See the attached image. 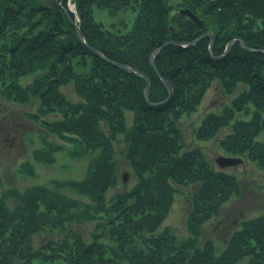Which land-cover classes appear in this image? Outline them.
<instances>
[{"label": "trees", "instance_id": "trees-1", "mask_svg": "<svg viewBox=\"0 0 264 264\" xmlns=\"http://www.w3.org/2000/svg\"><path fill=\"white\" fill-rule=\"evenodd\" d=\"M59 1L0 0V97L17 102L40 98L37 113L31 116L34 119L57 109L65 110L64 125L45 121L43 124L68 141L71 139L63 137L68 129L82 134L79 142L74 138L72 143L89 149V155L97 150L98 153L91 156L88 174L82 181L52 183L55 191L68 189L87 197L91 204L41 186L21 194L4 193L0 196V264H237L243 259H248V264H264V213L240 222L218 255L212 241L198 243L201 226L219 214L222 205L238 194L239 187L234 176L207 166L201 153L179 155L180 132L173 124L179 115L195 111L205 89L218 80L231 101L219 114L203 118L197 128L198 139L205 140L229 125V133L220 142L225 153L245 157L264 168V142L255 140L257 134L264 132V54L247 53L234 43L228 55L215 59L208 51V37L182 48L167 46L156 56L155 65L173 87V94L168 101L152 108L142 94L144 82L140 77L101 61L80 43L56 5ZM75 3L85 41L109 59L131 65L146 75L151 83L152 103L162 101L167 90L149 65L150 53L168 39L194 40L201 33L199 22L213 34L214 56L220 55L225 44L234 38L248 47L264 50V0ZM94 4H104L112 10L136 4L132 29L120 38L104 34L91 18ZM62 5H66V0ZM187 9L201 21L179 14ZM88 55L93 61L92 74L75 80L79 73L72 70L73 61L78 63ZM31 73L38 75L26 88H19L15 81ZM7 78L8 85L4 84ZM71 79L84 102L70 112L68 108L73 102L60 99L54 90ZM240 83L245 88L235 94ZM251 107L254 113L250 121L233 120L235 114L247 113ZM125 110L133 113L130 128L123 122ZM86 114H91L96 123L90 131H86ZM96 117L110 126L109 137L98 130L100 121ZM78 118L84 126L77 123L76 131L72 129L75 126H67L68 121ZM115 134L123 135L126 157L137 170V186L143 187V194L139 195L137 190L130 195H118L107 206L104 193L116 177L114 162L106 151ZM166 142L179 145L171 149L172 146L163 145ZM57 146H52L53 151H60ZM43 148L34 151V159L52 161V153L47 151L48 155L43 156ZM193 184L198 186L190 195L192 209L186 221L189 236L178 240L168 230L156 233L177 192L175 187ZM130 197L136 198L127 205ZM7 199H13L12 208L6 204ZM78 222H95L89 240L71 228ZM45 230H56L54 233L59 236L39 241V233Z\"/></svg>", "mask_w": 264, "mask_h": 264}, {"label": "rangeland", "instance_id": "rangeland-1", "mask_svg": "<svg viewBox=\"0 0 264 264\" xmlns=\"http://www.w3.org/2000/svg\"><path fill=\"white\" fill-rule=\"evenodd\" d=\"M62 2L63 0H60L56 5L59 6L60 9H62L63 13L64 10L68 12L69 18L79 25V30L81 32L79 22L80 20L76 12V0H66L65 6L62 5ZM133 6L137 7L136 4H133ZM133 6H118V8L116 7L115 10H112L104 4H94L91 11V18L97 24V26L100 27V30L103 31L104 34H108L110 37L120 38L132 27L134 18L137 14L136 8H134ZM187 11L191 10L187 9ZM70 13L73 15V18H71ZM193 14L195 15V13ZM66 19L68 20L67 17ZM198 20L200 19L198 18ZM74 33L76 35L75 29ZM213 38L214 37L212 35V39ZM77 39L91 54L95 55L101 61L107 63L103 60V58H105L112 63L119 64L121 66H127L129 68V71L108 63L115 68L124 71L125 73L140 77L144 82L142 94L144 88L146 87V84L148 83L149 99L151 83L146 75H144L131 65L118 63L112 59H109L101 51L94 47H91L85 41L84 37L83 42L78 37ZM208 39L210 42L209 37ZM233 40L240 41H235L233 42V44L238 43L247 53L264 54L263 49L248 47L241 39L234 38L230 41ZM230 41L225 44L224 49L220 55L223 54L226 46L230 43ZM167 42L171 41H164L159 47L155 48V50L160 48ZM173 42L183 44L174 45L168 43V45L163 46L160 49V52L167 46L171 45L181 48L191 45V41L183 42L173 40ZM232 45L228 50V53L230 52ZM246 48H248L249 50H247ZM93 50L99 53V55H101L103 58L94 53ZM153 52L154 50L149 55V65L150 56ZM228 53L226 55H228ZM226 55H224L223 57H225ZM218 56H214L213 54L210 55V57L215 59L223 58ZM155 58L156 55L153 60L155 70L151 65L150 67L153 72H155L157 77L161 80L163 78L157 70V67L155 65ZM75 59L78 60V58ZM75 61L76 60L73 61L72 70L76 73H79L77 75V78H74L75 80H77L80 76L86 78L92 74L93 61L91 60V57L89 55L85 56L83 59H79L78 63H75ZM40 73L42 72L40 71L39 75ZM37 75L38 73L24 74L22 77L16 80L15 83L18 84L19 88H26V86L30 85L33 82ZM74 79H71V81L69 80L66 83H62L61 86L57 88V90H54V93L57 94L60 99L63 98L65 102L75 103H71V105L69 106L68 109L70 110V112L74 111V107H76L78 103L83 101L76 92L77 88H75ZM9 80L10 79L7 78L4 84L8 85ZM165 81L171 86V84L167 80ZM221 87L222 86L218 82V80L213 81L210 86L205 89L204 93L200 97L195 111L189 112V114H181L178 116V118L173 119V124L175 126L174 128H177L180 132L179 155L191 151H197L198 153H201V156L205 160L207 166L213 168L214 170L224 169V172H226L228 175L235 177L239 187L238 194L231 196L229 200L224 205H222V208H220L219 210V214L217 216L211 217L200 228L201 234L197 238L198 243L202 245L205 241H212L214 244L215 253L217 255L224 250L230 234L236 228H239L240 222L248 218L258 217L264 213V168L258 166L256 162L245 159V157L241 158L225 153V151L223 150L224 147L221 146L220 142L221 140L223 141L224 137L229 133L228 131L230 126H222L215 132V134L205 140L198 139V136L196 134L197 128L202 124V120L206 115L211 113L219 114V111H221L223 107L228 106V104L230 103L231 96L224 94ZM244 88V84L240 83L234 93H239L240 90H243ZM171 89L172 96V86ZM113 94H115V92ZM167 95L162 101L158 102L157 104H162L168 101ZM64 101H62L63 104L65 103ZM40 104L41 99H37L36 97L28 98V100L25 102H17L15 100L13 101L3 96L0 97V196H2L4 193L12 191L21 194L24 193V191L28 188L41 186L46 187L47 189L54 192H59L69 198L75 199L82 203L91 204V201L87 197L78 195L74 192H70L68 189L55 191V187L52 182L65 180L79 182L85 179L88 174L87 167L91 156L93 154L96 155L98 153V150L89 155V149H83L79 143L75 145L74 143H72V139L74 138L79 142L81 140V137H83L82 134L73 133L68 129L65 133L63 132V137H68L71 139V141H68L52 133L51 130H49V127L43 124V122L45 121L49 123L53 122V124L63 122L61 124L64 125L67 121L62 119L65 112L63 108L62 110L57 109L45 115H40L38 119L32 118L31 116L37 113V109ZM89 113L92 114L91 110ZM253 113L254 111L252 110V107L248 108L247 113L235 114L233 120L240 119L242 121H250ZM91 114L90 116L86 114L87 116H85L84 118L87 121L85 122L86 131L92 130L96 125V123L92 122L95 119L92 117L93 114ZM78 119L79 120H75L74 122L68 121L67 126H75L72 129L76 131L77 123H80V126L83 123L81 118ZM96 119L97 121H100V127L98 130L101 131V133L106 137H109L110 132L112 131H110L111 129L108 123L106 124L105 121L98 120L97 117ZM132 121L133 113L131 112V110H125L123 114V122L125 127L130 128L132 125ZM90 124L92 125V127ZM63 125L62 127H64ZM172 128L168 127L167 129L172 130ZM91 133L93 134L94 132L92 131ZM92 134L91 136H95ZM93 138L94 137H91V140H93ZM255 140L260 143L264 142V132H260L259 134H257L255 136ZM110 141L111 144L109 142L110 145H107L108 150L106 152L108 156H110V161L112 163L114 162V171L116 178L114 180L113 186L107 187L104 193V199L107 206L109 200L113 199L115 196L130 195L133 191L136 192L137 190H139L140 192L139 195L143 194V187L140 186V188H138L137 186V170L134 171L130 164L131 159L128 160L126 157L128 154L126 155L124 150L125 144L123 135L115 134L114 138L112 140L110 139ZM43 145H45V147ZM53 145H58L57 147H61L60 151L54 150V152L52 148ZM163 145L169 148H171L172 146L171 149H173L174 147L179 145V143L177 144L176 142L173 145V143L166 142ZM79 146L81 149L79 148ZM41 148H43V156L48 155L46 154L47 151H49V153H52V161L44 162L42 161V159L41 161H37L36 159H34V151L42 150ZM218 157L233 158L240 160V162L231 166L220 168L216 163V158ZM134 161V163H136L137 160ZM168 181L170 183V180ZM197 186L198 184L175 187L177 188V192L174 194L169 209L166 211L164 218L156 229V233L168 230V232L173 234L178 240L185 239L189 236L186 230V221L188 213L192 209L190 195L194 192ZM154 187V185L151 186V189H154ZM144 191L147 192L146 190ZM135 198H128L126 204L130 205L131 203H133ZM6 204L10 208H12L14 205L13 199H7ZM94 227L95 222H78L71 226L74 231L81 233L85 240L90 239V233L93 231ZM55 231L56 230H52L51 232H49L45 230L43 232H40L39 241H44L51 237L57 238L59 235L54 233ZM237 264H248V259H243Z\"/></svg>", "mask_w": 264, "mask_h": 264}, {"label": "water", "instance_id": "water-1", "mask_svg": "<svg viewBox=\"0 0 264 264\" xmlns=\"http://www.w3.org/2000/svg\"><path fill=\"white\" fill-rule=\"evenodd\" d=\"M70 11H71V10H70ZM64 13H65L66 17L68 18V20L70 21V23H71V25L73 26V28L75 29L77 37L83 42V36H82V34H81L80 30H79V25H78L77 23L73 22V21L69 18V16H68V12H67L66 10H64ZM180 13L187 15V16H188L190 19H192L193 21H198V18H197V17H196L191 11H187V10H184V11H183V10H182V11H180ZM200 25H202V24L200 23ZM204 35H205V36H208V37L210 38V42H209V45H208V51H209V54L211 55V54H212V48H213V39H212V35H211L210 32H207V33H205ZM235 41L240 42V41H238V40L230 41V43L226 46L225 51L223 52V54L220 55V56H218V57H223L224 55H226V54L228 53V50L230 49L231 45H232L233 42H235ZM168 43H169V44H174V45H182V44H183V43H176V42L171 41V42H167V43H165L163 46L168 45ZM192 43H194V42H191V44H192ZM163 46H161L160 48L156 49V50L152 53V55L150 56V65L152 66L153 69H154V63H153L154 57H155V55L160 51V49H161ZM242 46H243V45H242ZM246 49L249 50L248 48H246ZM93 51H94V50H93ZM262 52H263V51H262ZM94 53H96V54L99 55V53H97L96 51H94ZM99 56H101V55H99ZM101 57H102V56H101ZM102 58H103V57H102ZM103 60L106 61L107 63H110V64L115 65L116 67H120V68H122V69H125V70L129 71V68H128L127 66H121V65H119V64L112 63L111 61H109V60H107V59H105V58H103ZM154 70H155V69H154ZM161 81H162V83L165 85V87L167 88V91H168L167 99H169L170 96H171V93H172L171 86H170L168 83H166L165 80L161 79ZM147 82H148V81H147ZM147 82H146V83H147ZM148 90H149V85H148V83H147V84H146V87H145L144 90H143L144 98H145L146 101H148ZM167 99H166V100H167ZM166 100H165V101H166ZM239 162H240V160L233 159V158H228V157H218V158H216V163L218 164V166H219L220 168H224L225 166H231V165L237 164V163H239Z\"/></svg>", "mask_w": 264, "mask_h": 264}, {"label": "bare ground", "instance_id": "bare-ground-1", "mask_svg": "<svg viewBox=\"0 0 264 264\" xmlns=\"http://www.w3.org/2000/svg\"><path fill=\"white\" fill-rule=\"evenodd\" d=\"M182 11V10H181ZM184 11V10H183ZM179 14L180 15H185V14H182V13H180L179 12ZM187 16V15H186ZM197 17V16H196ZM198 18V17H197ZM200 23L202 24V22H199V25H200ZM72 26V25H71ZM73 27V26H72ZM200 30H201V33L194 39V40H191V42H194V43H197L199 40H201L202 38H205L206 36L204 35L205 33H207V32H210L211 34H212V32L211 31H208V30H205V28L203 27V24L202 25H200ZM132 29V27L130 28V30ZM130 30H128L127 32H129ZM126 32V33H127ZM213 35V34H212ZM168 40H170V41H173V39H168ZM194 43H192L191 45H193ZM154 51H155V49H154ZM160 53V51L156 54V56L158 55ZM148 105L150 106V107H152L153 108V106H156V105H159V104H157V103H152V102H150L149 101V99H148ZM151 104V105H150ZM224 170V169H223Z\"/></svg>", "mask_w": 264, "mask_h": 264}]
</instances>
